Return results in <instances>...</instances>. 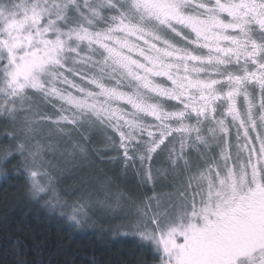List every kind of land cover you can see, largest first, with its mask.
Masks as SVG:
<instances>
[{
  "label": "snow or ice",
  "instance_id": "obj_1",
  "mask_svg": "<svg viewBox=\"0 0 264 264\" xmlns=\"http://www.w3.org/2000/svg\"><path fill=\"white\" fill-rule=\"evenodd\" d=\"M93 131L153 185L117 231L157 264H264V0H0V165L76 227L91 199L61 197L57 154Z\"/></svg>",
  "mask_w": 264,
  "mask_h": 264
},
{
  "label": "trees",
  "instance_id": "obj_2",
  "mask_svg": "<svg viewBox=\"0 0 264 264\" xmlns=\"http://www.w3.org/2000/svg\"><path fill=\"white\" fill-rule=\"evenodd\" d=\"M10 178L0 183V264H16L17 251L25 253L26 264H151L149 253L131 239L77 231L59 210L14 196L19 179Z\"/></svg>",
  "mask_w": 264,
  "mask_h": 264
},
{
  "label": "rangeland",
  "instance_id": "obj_3",
  "mask_svg": "<svg viewBox=\"0 0 264 264\" xmlns=\"http://www.w3.org/2000/svg\"><path fill=\"white\" fill-rule=\"evenodd\" d=\"M91 134L93 139L89 146V155L86 158H78L74 164L65 163L64 157L60 156L59 153L57 154L60 164L65 168V171L60 174L57 188L61 197L67 200L68 204L72 203V198H69L72 193L79 195L83 192L89 196L92 206V220L87 226L76 227L67 218L71 214V210L65 208L64 215H61L63 221L77 231H108L113 237L131 239L136 244L145 248L151 258V264H157L149 245L142 242L135 235H123L122 231H117V225L122 222L123 216L126 213L135 211L134 208L130 207L132 201L136 200L139 202L145 194L152 195L150 189L153 188V185H143L141 178L136 174L135 170L125 171L118 160H113L109 156L100 154L105 151L103 134L96 131H93ZM44 135H46V130L41 136L42 140ZM43 142L47 143V140ZM5 145L6 142L0 136V151L3 150ZM64 147L65 144L61 141L60 148L63 149ZM97 149L99 152H97ZM68 159L70 160L71 158L69 157ZM15 164L16 162L13 161L7 166L0 165V183L7 182L11 179L10 177L19 179L18 184L15 186L18 187L15 189L19 191L15 192L14 196L19 197L24 195L25 201L29 204L49 209V206L43 200L37 202L31 199L25 177L17 175L14 172ZM173 182L171 174L167 176L161 174L154 186L155 193L163 196L172 192L174 190ZM65 192L69 193V196H65ZM117 198L120 200V207L114 211L103 206L104 203L114 202Z\"/></svg>",
  "mask_w": 264,
  "mask_h": 264
}]
</instances>
